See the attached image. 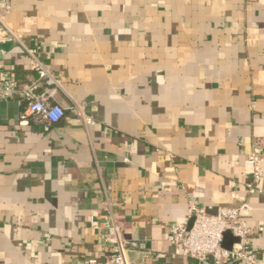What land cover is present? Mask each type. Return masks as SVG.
Returning <instances> with one entry per match:
<instances>
[{"label": "crops", "instance_id": "crops-1", "mask_svg": "<svg viewBox=\"0 0 264 264\" xmlns=\"http://www.w3.org/2000/svg\"><path fill=\"white\" fill-rule=\"evenodd\" d=\"M10 1L21 43L0 44V69L36 80V49L66 115L0 101V264H105L111 222L127 264H199L168 239L191 202L248 203L264 264V179L246 170L264 143V0Z\"/></svg>", "mask_w": 264, "mask_h": 264}, {"label": "built area", "instance_id": "built-area-1", "mask_svg": "<svg viewBox=\"0 0 264 264\" xmlns=\"http://www.w3.org/2000/svg\"><path fill=\"white\" fill-rule=\"evenodd\" d=\"M0 7L11 10L10 0H0ZM20 42L21 40L0 15V44L5 42ZM30 65L38 74V78L26 84H20L17 74L12 69H0V101L17 97L25 106L23 119H32L49 126L57 123L66 115V108L54 103L52 98L58 92L60 83L56 75L40 60L36 49H27ZM92 118L86 119V124L94 123ZM246 170L253 180L264 179V143H259L249 154ZM251 192L253 184H249ZM252 211L251 206L244 202L236 208H219L212 214L196 202L189 207L190 220L174 226L168 239L182 246L183 254L196 258L199 264H229L242 261L245 264H259L256 252L250 248V238L262 231V228L249 226L244 217ZM92 226L98 227L92 220ZM106 241L115 244V253L105 264H127L124 256L129 242L119 237V227L115 222L108 225ZM238 238L231 246L233 238ZM131 242L130 245H136Z\"/></svg>", "mask_w": 264, "mask_h": 264}, {"label": "water", "instance_id": "water-1", "mask_svg": "<svg viewBox=\"0 0 264 264\" xmlns=\"http://www.w3.org/2000/svg\"><path fill=\"white\" fill-rule=\"evenodd\" d=\"M2 45H0V47H1ZM228 236V235H227ZM238 240V238H236V241Z\"/></svg>", "mask_w": 264, "mask_h": 264}]
</instances>
